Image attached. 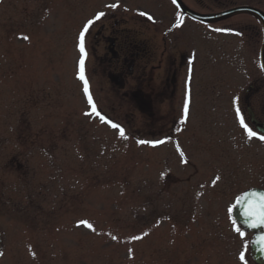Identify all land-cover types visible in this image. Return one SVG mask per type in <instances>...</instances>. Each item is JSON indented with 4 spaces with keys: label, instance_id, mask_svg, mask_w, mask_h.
Returning <instances> with one entry per match:
<instances>
[{
    "label": "rangeland",
    "instance_id": "obj_1",
    "mask_svg": "<svg viewBox=\"0 0 264 264\" xmlns=\"http://www.w3.org/2000/svg\"><path fill=\"white\" fill-rule=\"evenodd\" d=\"M154 1L141 3L157 20ZM111 4L117 0L84 7L82 0H4L0 264H254L252 234L235 231L231 210L244 190L264 188V141L241 124L242 116L251 128L248 107L264 124L259 51L248 52L243 40L259 26L235 17L231 30L216 31L227 34L219 44L227 38L232 46L214 53L205 40L211 26L186 28L201 69L181 74L173 105H153L169 118L165 125L149 122L146 102L117 98V83L97 64L101 48L86 39L90 93L123 127L121 136L86 115L91 106L78 78L79 33L97 13L115 10Z\"/></svg>",
    "mask_w": 264,
    "mask_h": 264
},
{
    "label": "flooded vegetation",
    "instance_id": "obj_2",
    "mask_svg": "<svg viewBox=\"0 0 264 264\" xmlns=\"http://www.w3.org/2000/svg\"><path fill=\"white\" fill-rule=\"evenodd\" d=\"M181 1L188 9L201 15L217 14L236 7H251L264 13V0ZM153 3L155 10L160 13V19L154 16L157 20H153V16L148 13H152L151 10L154 9L147 8L141 0H117L118 7L107 11L99 19L102 20L101 24L96 22L91 26L85 40L91 36L92 40L96 41V47L101 48V53L96 55L97 64L110 84L117 83V98L124 100L134 98L146 102V106L151 105L152 108L149 122L152 124L160 122V125H165L169 118L161 117V113L160 116L156 113V116L153 105L158 102L164 105L166 101L173 105L181 74L184 71L191 73L194 69H201L202 53L200 48L194 49L186 42L187 27L191 30L194 24L211 26L215 32L209 34L205 40L209 41L207 50L214 53L217 50H229L233 44L232 40L227 38L222 39L223 43L219 44L218 37L220 35L226 37L227 34H218L216 30L224 27L231 30L230 25H234L235 17H250L259 28L257 27L255 35H244L243 40L248 42L245 43L247 51L256 52L258 48L259 56L264 29L260 17L248 11L205 22L184 13L173 0H155ZM3 4L4 0H0V15ZM86 4L87 0H82L83 7ZM177 24L179 26H176ZM95 25L97 26L94 27ZM180 40L182 41L178 44ZM242 45L237 43V47L241 48ZM112 73H117V78ZM145 88L147 91H144ZM255 118L262 122L256 113ZM249 125L256 131L250 118ZM256 133L257 136L262 135L257 131Z\"/></svg>",
    "mask_w": 264,
    "mask_h": 264
},
{
    "label": "snow or ice",
    "instance_id": "obj_3",
    "mask_svg": "<svg viewBox=\"0 0 264 264\" xmlns=\"http://www.w3.org/2000/svg\"><path fill=\"white\" fill-rule=\"evenodd\" d=\"M173 3H176V0H173ZM107 7L109 8H116L118 7V4H111V5H107ZM105 15L104 12H99L96 14V16L94 17V19L89 20L85 25H83L81 32L79 33V43H78V47L81 53V59L79 61V73H78V78L83 81L84 84V93L87 96V100L89 105L91 106V112L90 113H86V115H96L98 116L102 122L108 123L110 124L113 128H117L120 130V134L121 136H124V130L118 125L113 123L111 120L107 119L105 116H103L101 114V112L97 109V106L93 100V97L90 93V86H89V82L86 78L85 75V57L87 56V52H86V47H85V36L87 34V32L89 31V28L95 23L96 20L101 19L103 16ZM141 15H147L146 13H141ZM151 19V17H149ZM176 26H179V24H177ZM216 31H227L226 29H217ZM24 39H28V37H24ZM264 66V65H262ZM187 104L185 105V116H187ZM240 112V109L237 107V113ZM241 124L242 126L247 129L249 136L255 137L258 134L256 132H254L251 128L248 127V125L244 122L243 117L241 116ZM259 139L264 141V135H260ZM139 143L144 144V143H152V144H158V143H162V141H139ZM181 155H183V153H181ZM185 163L187 162L186 160L184 161ZM216 180H219V177H216ZM213 183H215V181H213ZM254 197V201L252 204L249 205V207L247 208L245 215L250 217L252 220H255V223H250L251 227H258L260 224H264V193H252V192H245L242 196L237 197L236 203L240 204L242 201H248L249 198ZM81 224H85L87 225L88 228L93 229V231L95 230L92 226V224L88 223L87 221H81ZM233 224L235 225V221H233ZM235 231L241 236L244 237L245 233L241 231L239 226H235ZM145 235H147V233H145ZM143 237L140 236H135L133 237V239H142ZM113 239H116V237H113ZM261 241H264V236H262ZM241 260L245 259L244 253H241L240 256Z\"/></svg>",
    "mask_w": 264,
    "mask_h": 264
},
{
    "label": "water",
    "instance_id": "obj_4",
    "mask_svg": "<svg viewBox=\"0 0 264 264\" xmlns=\"http://www.w3.org/2000/svg\"><path fill=\"white\" fill-rule=\"evenodd\" d=\"M176 3L180 7V9L186 13L187 15L191 16L192 18L198 19L200 21H213L218 18L230 16L239 12H252L256 13L263 23V29H264V13L256 10L251 7H236L232 9H228L224 12H220L217 14H210V15H201L198 13H195L188 9L181 0H176ZM260 62L261 66L264 65V37H263V43L260 49ZM262 69L264 71V66H262ZM250 120L251 122L256 126V129L264 134V125L261 123H258L257 120L254 118L253 112L249 110ZM245 192H252V193H264L263 188L258 187H252L244 190L238 197L242 196ZM254 197H251L248 199V201H242L240 204H237L236 201L234 203V206L231 210V217L233 221H235V225L239 226L240 229L245 233H251L252 237L250 240V256L254 264H264V241H261V237L264 236V224H260L258 227H251L250 223H255V220H252L250 217L245 215V212L250 204L253 203ZM237 200V199H236ZM1 233H0V249H1Z\"/></svg>",
    "mask_w": 264,
    "mask_h": 264
}]
</instances>
